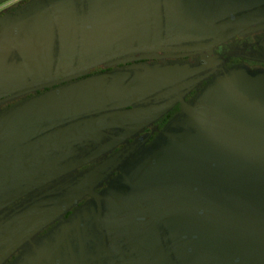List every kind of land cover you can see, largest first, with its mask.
<instances>
[{"label": "flooded vegetation", "instance_id": "af4514ba", "mask_svg": "<svg viewBox=\"0 0 264 264\" xmlns=\"http://www.w3.org/2000/svg\"><path fill=\"white\" fill-rule=\"evenodd\" d=\"M249 82L264 0H0V264H211L158 204L177 170L264 185Z\"/></svg>", "mask_w": 264, "mask_h": 264}, {"label": "water", "instance_id": "95a60500", "mask_svg": "<svg viewBox=\"0 0 264 264\" xmlns=\"http://www.w3.org/2000/svg\"><path fill=\"white\" fill-rule=\"evenodd\" d=\"M224 106L238 119L236 134L264 154V83L228 88ZM231 182L233 192L227 193L177 170L165 185L159 216L165 217L172 231L184 235L188 244L206 250L211 264H264V185L242 177ZM63 264L87 263L74 259Z\"/></svg>", "mask_w": 264, "mask_h": 264}]
</instances>
